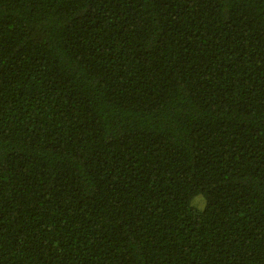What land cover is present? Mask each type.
<instances>
[{
  "label": "trees",
  "instance_id": "trees-1",
  "mask_svg": "<svg viewBox=\"0 0 264 264\" xmlns=\"http://www.w3.org/2000/svg\"><path fill=\"white\" fill-rule=\"evenodd\" d=\"M0 264H264V0H0Z\"/></svg>",
  "mask_w": 264,
  "mask_h": 264
}]
</instances>
